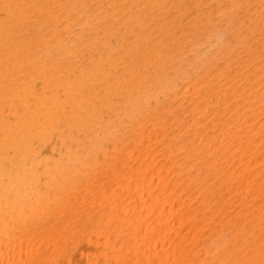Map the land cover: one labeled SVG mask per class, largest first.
<instances>
[{
	"label": "bare ground",
	"instance_id": "obj_1",
	"mask_svg": "<svg viewBox=\"0 0 264 264\" xmlns=\"http://www.w3.org/2000/svg\"><path fill=\"white\" fill-rule=\"evenodd\" d=\"M0 264H264V0H0Z\"/></svg>",
	"mask_w": 264,
	"mask_h": 264
}]
</instances>
